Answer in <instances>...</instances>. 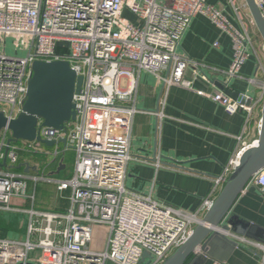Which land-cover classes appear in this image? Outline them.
I'll list each match as a JSON object with an SVG mask.
<instances>
[{
  "label": "built area",
  "instance_id": "1",
  "mask_svg": "<svg viewBox=\"0 0 264 264\" xmlns=\"http://www.w3.org/2000/svg\"><path fill=\"white\" fill-rule=\"evenodd\" d=\"M254 3L264 19V0ZM228 5L240 29L229 21L223 8L207 0H0V112L8 118L20 113L36 61H67L83 78L72 100L74 121L64 123L60 130H38L42 140L64 138L74 151L70 179L52 180L9 170L17 165L21 153H41V145L23 140L8 143L9 132L0 133V210H21L13 209V198L33 203L28 181L45 180L53 183L58 193H69L68 206L62 212L32 206L24 210L28 214L25 239H0V264H163L184 244L243 152L256 145L257 139L247 144L239 136L234 156L213 179L209 196L195 213L162 205L151 192L127 188L128 165L134 159L130 153L132 120L136 114L148 112L135 105L138 78L148 73L163 88L154 112L159 121L169 88L193 91V81L201 73V80L209 82L202 72L205 66L180 51L191 21L196 15L204 16L231 41L229 69L213 70L221 74L225 88L232 79L240 78L250 56L255 59L254 76L247 82L259 90V98L242 93L231 98L220 90L205 95L221 103L228 115L242 114L248 125L258 104L264 103V44L257 49L247 30L255 25L245 3V16L236 0H228ZM7 38L22 39L18 47L22 56L4 52ZM189 66L192 76L186 77ZM154 166L161 165L156 161ZM250 182L264 197V168ZM97 225L107 228V238L104 250L93 251L89 243ZM240 239L262 251L264 264V245ZM144 253L150 258L143 259Z\"/></svg>",
  "mask_w": 264,
  "mask_h": 264
},
{
  "label": "crops",
  "instance_id": "2",
  "mask_svg": "<svg viewBox=\"0 0 264 264\" xmlns=\"http://www.w3.org/2000/svg\"><path fill=\"white\" fill-rule=\"evenodd\" d=\"M207 2L223 8L229 21L240 29L228 0ZM247 30L258 49L263 42L256 28L248 26ZM180 51L190 60L205 66L202 72L209 82L201 80V73L193 81V91L169 88L162 110L163 118L159 121L154 112L157 111L163 88L152 75L140 74L135 105L148 112L138 113L132 120L130 153L134 159L128 165L125 184L129 189L145 194L151 192L152 198L162 205L195 213L209 196L213 179L223 173V167L234 156L239 136L247 144L258 138L257 124L262 102L246 125L242 114L230 116L221 103L205 96L218 90L231 98L234 93L247 94L256 99L260 95L259 90L247 82L256 69L253 56L242 66L240 78L232 79L228 88L223 85L221 74L213 71L229 69L233 50L230 38L206 17L196 15L191 21L181 39ZM188 69L186 77H191L193 69L191 66ZM34 154L21 153L17 165L9 170L52 180L73 176L76 158L67 142L57 141L53 147L41 145L38 160L35 157L28 160L25 156ZM156 161L161 165L159 168L154 166ZM244 189L224 221L229 220L231 229H242L243 234L233 230L221 232L229 241L237 243L236 247L220 237L214 238L207 247L208 252L195 253L188 264H261L262 251L240 237L264 245V197L253 182H249ZM27 191L30 194L34 192L32 204L28 200L13 198L11 206L21 210H0V216H4L0 220V239H25L28 214L24 210L31 206L36 210L52 212H62L68 206V200H64L68 191L58 193L55 185L45 180L36 184L28 181Z\"/></svg>",
  "mask_w": 264,
  "mask_h": 264
},
{
  "label": "water",
  "instance_id": "3",
  "mask_svg": "<svg viewBox=\"0 0 264 264\" xmlns=\"http://www.w3.org/2000/svg\"><path fill=\"white\" fill-rule=\"evenodd\" d=\"M244 3L264 44V19L254 0H244ZM31 72L26 84L25 100L17 117L8 118L0 112V133L9 132L8 143L19 140L35 141L53 147L57 141L42 140L38 130L43 127L60 130L64 128V123L74 121L75 106L72 100L79 91L83 78L73 72L68 62L64 60L36 61L31 66ZM237 95L232 94L233 97ZM260 119L256 145L243 152L238 165L223 184L211 208L202 217L201 223L196 225L184 244L171 253L163 264H188L195 253H207V247L214 238L220 237L236 247L237 243L229 241L221 232L233 230L230 221H224L235 200L245 190V186L264 168V103ZM58 142L66 144L67 141L60 138ZM233 231L243 234L242 229ZM144 258L150 257L144 253Z\"/></svg>",
  "mask_w": 264,
  "mask_h": 264
},
{
  "label": "rangeland",
  "instance_id": "4",
  "mask_svg": "<svg viewBox=\"0 0 264 264\" xmlns=\"http://www.w3.org/2000/svg\"><path fill=\"white\" fill-rule=\"evenodd\" d=\"M237 6L239 11L242 15H244V10L242 8V4L244 0H236ZM125 18L133 19L129 14H124ZM22 39L17 38H7L4 43V52L9 56H17L20 57L23 55L18 47L21 45ZM3 44L0 42V49L2 48ZM128 188V186H126ZM4 216H0V220L3 219ZM107 238V228L104 226H93L92 231V239L89 243V248L93 251L104 250L105 248V241Z\"/></svg>",
  "mask_w": 264,
  "mask_h": 264
},
{
  "label": "trees",
  "instance_id": "5",
  "mask_svg": "<svg viewBox=\"0 0 264 264\" xmlns=\"http://www.w3.org/2000/svg\"><path fill=\"white\" fill-rule=\"evenodd\" d=\"M25 156L29 158L28 160H34V157L37 159V153L34 154L33 156H32V155H31V156H27V155H25ZM36 159H35V160H36ZM37 160H38V159H37ZM29 187H30V186H29ZM68 196H69L68 193H65V194H64V197H65L64 200H65V202L67 201Z\"/></svg>",
  "mask_w": 264,
  "mask_h": 264
}]
</instances>
